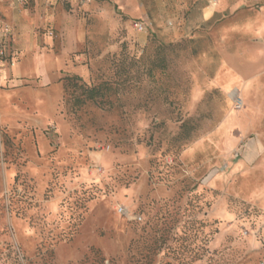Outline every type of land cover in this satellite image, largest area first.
<instances>
[{
	"label": "rangeland",
	"instance_id": "rangeland-1",
	"mask_svg": "<svg viewBox=\"0 0 264 264\" xmlns=\"http://www.w3.org/2000/svg\"><path fill=\"white\" fill-rule=\"evenodd\" d=\"M184 1L164 70L90 0L0 72V264H264V0Z\"/></svg>",
	"mask_w": 264,
	"mask_h": 264
},
{
	"label": "crops",
	"instance_id": "crops-1",
	"mask_svg": "<svg viewBox=\"0 0 264 264\" xmlns=\"http://www.w3.org/2000/svg\"><path fill=\"white\" fill-rule=\"evenodd\" d=\"M89 2L90 0H25V3L21 4L18 0H0V23L10 27L8 35H4L0 27V42L5 43L6 53V58L0 59V72H3L4 78L10 76L11 72L20 75L22 70L23 63L17 62L11 66L9 57L13 63L17 60V50H21L22 54L34 51L37 42L47 40L54 29L61 28L62 34L68 36L70 41L74 39L81 41L84 32L80 22L75 20V15L83 11ZM108 2L112 4L116 13L126 18L131 25L134 21L146 24L145 33L140 35L137 34L139 32L136 33L138 44L144 43L147 31H153L164 39L174 41L186 35L192 25L189 7L184 0H108ZM216 3L217 1L214 5ZM213 12L210 5L201 6L195 13L194 21L207 20Z\"/></svg>",
	"mask_w": 264,
	"mask_h": 264
},
{
	"label": "trees",
	"instance_id": "trees-1",
	"mask_svg": "<svg viewBox=\"0 0 264 264\" xmlns=\"http://www.w3.org/2000/svg\"><path fill=\"white\" fill-rule=\"evenodd\" d=\"M156 34H152V38L150 39L151 43H155V58L149 59L148 55H145L144 50L143 54H141L138 58V62H143L146 60L149 61V68L148 71L150 72L152 69L159 68L161 70H164L167 67V60L165 53L176 48L178 43H172V42H162V41H156ZM75 79H79L76 76L72 77H66L64 79V86L69 87L72 85V81ZM106 87V88H105ZM79 88L83 89L84 98H76V102L78 103H84L85 101H92L95 102L100 99L102 100L103 96L106 94L105 91H109L110 88L108 86H105V84H98V85H90L86 86L84 84L79 85Z\"/></svg>",
	"mask_w": 264,
	"mask_h": 264
},
{
	"label": "built area",
	"instance_id": "built-area-1",
	"mask_svg": "<svg viewBox=\"0 0 264 264\" xmlns=\"http://www.w3.org/2000/svg\"><path fill=\"white\" fill-rule=\"evenodd\" d=\"M18 2L23 4V3H25V0H18ZM0 27L2 28L4 35H8L10 27L5 23H2V24L0 23ZM133 27L138 32L146 30V24L144 22H141V21H134ZM4 44L5 43L3 41L0 42V59H2V60L6 58L5 45ZM10 61H12V58H10ZM118 211L123 212V209L121 207H119ZM133 218L134 219H140V217H133Z\"/></svg>",
	"mask_w": 264,
	"mask_h": 264
}]
</instances>
